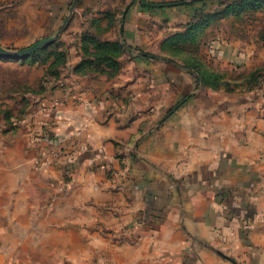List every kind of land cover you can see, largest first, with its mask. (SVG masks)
<instances>
[{
  "label": "rangeland",
  "instance_id": "rangeland-1",
  "mask_svg": "<svg viewBox=\"0 0 264 264\" xmlns=\"http://www.w3.org/2000/svg\"><path fill=\"white\" fill-rule=\"evenodd\" d=\"M132 1L77 0L71 11L75 0H0V49L20 51L57 37L29 56L10 58L0 54V141L2 137L12 141L19 136L18 159L23 163L17 184L22 190L29 187V178L35 173L56 170L45 181L49 196L41 204L48 210L76 187L84 164L92 166L90 171L95 175L101 171L106 181L95 182L93 192L112 191L126 205L133 200L138 203L139 207L129 213L127 220L109 210L120 217L117 238L121 242L137 243L146 235H155L158 226L167 224V205L164 208L158 205L163 191L176 193L177 201L171 205L177 210L178 223L185 227L187 210L183 191L193 189L194 176L190 169L194 163L191 146L194 138L190 139L194 135V98L206 91L231 92L228 89L232 84L237 85L234 90L241 87L239 82L229 81L228 71L212 64L214 61L207 54L209 43L229 25L224 21L227 17H234L239 24L242 13V25L256 19L262 23L264 32V4L259 9L247 8L241 14L231 13L216 20L194 41L192 26L197 10L213 13L224 8L223 0L209 1L207 5L204 0H145L154 6ZM137 9L156 18L168 17L164 23L160 20L147 23V44H142L140 36L127 37L130 30L127 19ZM255 73L257 77L261 73L259 81L264 80L263 69L236 75V79L245 82L252 75L253 79ZM211 74L219 75L226 85L208 86L206 82ZM72 77L108 79L107 92L115 95L110 108L117 110L115 119L108 116L101 119L109 130H114L116 125L121 130L122 124H136L129 140L127 136L111 140L115 145L112 156L115 166L101 164L100 151L79 141L70 143L69 135L78 130L75 126L61 132L55 124L43 120V115L62 118L56 112L68 101L65 98L68 96L63 95L69 91L67 81ZM58 93L63 97H57ZM84 128L90 129V123ZM37 129L41 132L36 133ZM43 140L48 147L40 152ZM180 143H188V149L172 148ZM37 144L38 151L34 154ZM181 153L182 158L178 155ZM211 180L207 177L202 181L203 188L214 189L218 204L222 208L225 205L228 218L240 223L242 236L247 238L257 219L262 218L254 202L244 211H234L228 206L234 191L210 187ZM3 186L6 188V183ZM185 232L194 245L208 249L225 263L258 264V246L229 254L223 247L214 249L188 230Z\"/></svg>",
  "mask_w": 264,
  "mask_h": 264
},
{
  "label": "crops",
  "instance_id": "crops-1",
  "mask_svg": "<svg viewBox=\"0 0 264 264\" xmlns=\"http://www.w3.org/2000/svg\"><path fill=\"white\" fill-rule=\"evenodd\" d=\"M243 16L242 13L239 24L234 17H227L224 21L229 25L220 34L218 32L211 45L209 43L207 54L214 61L212 64L228 71L229 81L239 82L241 87L231 92L206 91L194 98V135L190 138H194L191 141L194 163L190 165L194 176L193 189L183 191L187 210L185 227L178 223L177 210L171 205L177 201L176 193L166 190L159 194L158 205L160 208L167 205V224L158 226L155 235H146L137 243L121 242L117 238L121 230L120 217L112 212L127 220L129 213L139 207L138 203L133 200L126 205V201H120L119 195L112 191L93 192V184L106 179L101 171L97 175L92 173V166L87 163L80 169L78 183L72 192L48 210L41 202L49 196L45 181L55 174V169L35 173L29 178V187L22 190L17 184L23 163L18 159L19 136L12 141L2 137L0 264H228L208 249L194 245V240L186 235L187 230L207 246L223 247L229 254L258 246V264H264V80L248 88L246 81L236 79V75L242 73L264 71V32L262 23L256 19L242 25ZM129 18L127 37L140 36L142 44H147V23L168 20L167 16L156 18L141 9ZM67 82L69 91L63 96H68L65 97L68 101L56 112L62 118L57 120L43 115V120L55 124L56 130H63L61 132L75 126L78 130L69 135L70 143L79 141L100 151L99 162L115 166L112 157L115 145L111 140L126 136L129 140L135 122L122 124L121 131L117 125L109 130L107 123L101 120L106 116L115 119L117 112L110 108L115 95L107 92V78L72 77ZM56 96L63 97L60 93ZM88 123L90 129L84 128ZM181 136H184L182 130ZM45 142L40 143V152L48 147ZM188 146V143H180L172 148L182 151ZM178 155L182 158V153ZM207 177L212 178L210 187H227L234 191L228 203L234 211H244L248 205L252 206L251 201L254 202L262 218L257 219L247 238L242 236L240 223L228 218L225 205L222 208L218 204L214 189L203 188L202 181ZM197 185L201 186L195 188Z\"/></svg>",
  "mask_w": 264,
  "mask_h": 264
},
{
  "label": "trees",
  "instance_id": "trees-1",
  "mask_svg": "<svg viewBox=\"0 0 264 264\" xmlns=\"http://www.w3.org/2000/svg\"><path fill=\"white\" fill-rule=\"evenodd\" d=\"M209 1L213 0H204L203 2L207 5V2ZM263 4L264 0H223L222 5H224V8L218 11H214L213 13H206L203 9L197 10V13L194 15V21L192 26L194 27V41L197 39V37L199 38V35L206 29L209 24H212L216 20L221 19L231 13L241 14L242 12L246 11L247 8L259 9L263 7ZM257 73L254 74L253 79V75L247 79L246 84H249L248 88H253L259 84V78L261 76V73L258 77ZM221 83H224V85H226L225 81L221 82V78L219 75L214 74L209 75L208 82H206L208 86H211L213 88H217L219 85H221ZM229 86L231 87V89H228L229 91H233L234 88L237 87V85Z\"/></svg>",
  "mask_w": 264,
  "mask_h": 264
},
{
  "label": "water",
  "instance_id": "water-1",
  "mask_svg": "<svg viewBox=\"0 0 264 264\" xmlns=\"http://www.w3.org/2000/svg\"><path fill=\"white\" fill-rule=\"evenodd\" d=\"M134 1L135 0H133L132 2H134ZM140 1H141L142 4L147 5V6H154L155 5V4H152V3H148L145 0H140ZM76 3H77V0H75V3L73 5V7L71 8V11H74ZM168 5H170V4H168ZM129 6L127 7V9L129 8ZM157 6H161V5H157ZM67 22H68V19L65 20V25L67 24ZM56 39H57V37L46 39V40H43V41L37 43L36 45L28 48V49H24V50H20V51H9V50H6V49H0V54L3 55V56H6V57H10V58H20V57H24V56H29V55L34 54L35 52H37L41 48L45 47L49 43L54 42ZM218 253H220V252H218ZM220 254L225 256L222 253H220Z\"/></svg>",
  "mask_w": 264,
  "mask_h": 264
}]
</instances>
